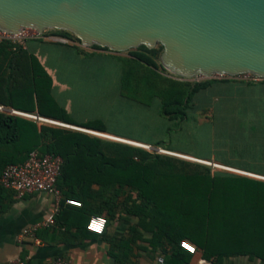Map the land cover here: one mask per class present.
Returning <instances> with one entry per match:
<instances>
[{
  "label": "trees",
  "instance_id": "16d2710c",
  "mask_svg": "<svg viewBox=\"0 0 264 264\" xmlns=\"http://www.w3.org/2000/svg\"><path fill=\"white\" fill-rule=\"evenodd\" d=\"M48 31L81 42L70 31ZM44 40V37L29 39L26 46L0 42V105L115 134L101 118L76 120L57 100L53 76L28 47L33 41ZM70 47L71 55H76L82 63L111 56L88 53L76 45ZM92 47L109 49L97 44ZM163 49L161 43L153 48L141 45L128 57H113L121 64L117 87L120 96L134 107L135 104L152 106L159 99L160 116L180 123L189 119V111L200 92L217 88L221 95L228 96L227 111H235L237 106L238 111L232 113L233 119L216 123L222 132L214 131L212 136L215 160L264 175V99L239 101L235 94V91L239 95L253 90L254 86L264 84V79L235 81L224 77L196 82L174 79L160 71L165 69L160 62ZM206 109L209 108L202 110ZM165 149L173 151L168 145ZM34 150L63 158L57 181L63 199L56 221L64 234L74 225L68 221L72 207L86 219L76 224L78 235L88 237L94 233L87 229L92 215H104L109 222L124 206L140 218L139 225L130 227L133 237L141 235L140 227L151 228L155 232L150 241L154 249L163 241L170 245L168 249L164 244L162 250L167 264H191L193 254L181 246L183 239L191 241L205 259L213 262L238 255L264 260V178L228 170L214 171L207 164L0 111V176L7 165L23 162ZM6 189L0 183V194ZM126 189L130 193L126 194ZM67 198L79 200L82 205H69ZM115 247L111 254L121 262L126 261L127 255L124 258L121 255L122 248L120 254L114 252Z\"/></svg>",
  "mask_w": 264,
  "mask_h": 264
},
{
  "label": "water",
  "instance_id": "95a60500",
  "mask_svg": "<svg viewBox=\"0 0 264 264\" xmlns=\"http://www.w3.org/2000/svg\"><path fill=\"white\" fill-rule=\"evenodd\" d=\"M25 27L67 30L112 51L161 43L162 65L185 79H264V0H0V29Z\"/></svg>",
  "mask_w": 264,
  "mask_h": 264
},
{
  "label": "crops",
  "instance_id": "0c3cea01",
  "mask_svg": "<svg viewBox=\"0 0 264 264\" xmlns=\"http://www.w3.org/2000/svg\"><path fill=\"white\" fill-rule=\"evenodd\" d=\"M45 41H47V38H45L44 42L33 41L28 45V47L32 50V52L36 53L39 56L41 61L53 76V92L57 100L63 106H65L71 116H73L78 121H88L91 119L100 118L99 116H97L81 120L73 115L69 108V105L67 104V102L71 101L72 97L70 95V92L68 91L71 90V87L68 83L69 80L67 79V73H70L71 71H67L64 68L71 65H82L81 63H78V59L74 55H71L69 50L65 49V47L61 45V47L63 48L62 51L64 49L65 50L64 52H62V56L58 55V57L60 56L62 59H58V57H56V60H58L57 64H60V70H56L54 74L48 68V65L45 62L46 59L44 58V60L42 57L46 56V54H52L53 56L54 53H57V50H60V46L57 44H48ZM48 60L47 62L53 61V59L50 61ZM87 76L88 81L90 82H95L99 78V76H96L94 74H87ZM79 77L82 78L81 75L76 74V78L78 79ZM261 87L264 88V85ZM261 87L259 86V88ZM0 106V111H6L11 114L25 116L23 114L25 112L14 109L10 106ZM6 108H10L11 110L7 111ZM46 121H51L55 124L59 123L54 119H46ZM66 125L112 139H114L115 137H119L107 132L82 128L79 126L77 127L69 124ZM108 128L112 132L115 131L112 130L110 126ZM130 141L133 144L138 143L137 141ZM160 149L163 152L179 155L181 157L200 160L191 155L182 154L165 148ZM214 164L226 167L229 170L233 171H236L237 169L216 162H214ZM247 172L257 175L250 176L264 178V175H260L250 171ZM127 192L129 191L126 189V194H128ZM131 194L135 196L134 192H132ZM54 206V197L49 193L36 192L25 197H17L15 191L6 189L3 194H0V262L23 258L27 259L30 264H47L55 257L62 256L67 259L70 264H158L157 258L160 255H165V253L162 251L164 244L168 249L170 248V245L165 241H163L162 245L157 247L156 249L153 248L150 241L154 239L155 232L151 228L140 227L141 235L136 238L133 237L130 232V227L139 225L140 218L139 216L128 212L126 207L124 206H121V208H119L118 210V213L116 214V217L111 219L107 223L106 229L103 234L90 233L88 237H81L80 235H78L76 224L79 223V221L85 222L86 219L84 216H80L79 212L74 209V207H72V210L68 215V221H70L71 224H74L71 225V230L69 232L65 234L62 233L61 231L63 230V228H61L59 222L57 221L55 225L39 227V225H41V223L51 213ZM31 227L39 228L35 233H30L27 235L22 234L25 229ZM60 228L62 230H60ZM40 233L42 234V236L40 235ZM36 238H39V240L37 241ZM122 241H125L124 245L118 247L120 242ZM113 245L116 246L114 250L115 253H120V250L122 248V252L124 253L120 254L123 256V258L125 257V255H127L126 261L121 262L115 257V255L111 254V251H113ZM127 246H130L131 249H127ZM190 263L264 264V260L256 257L252 258L248 255H238L213 262L205 259L202 251L197 250V252L193 254Z\"/></svg>",
  "mask_w": 264,
  "mask_h": 264
},
{
  "label": "rangeland",
  "instance_id": "374dc122",
  "mask_svg": "<svg viewBox=\"0 0 264 264\" xmlns=\"http://www.w3.org/2000/svg\"><path fill=\"white\" fill-rule=\"evenodd\" d=\"M43 37H48L47 41H45L46 43L60 46V50H57V53H54L53 56L52 54H46V56L42 57L46 59L45 62L48 68L54 74L56 70H60V64H57L58 60H56V57H58V55L62 56V52H64L65 49H71L72 52L73 49L70 46L76 45L88 53L101 52L111 55L102 60H99V57L98 59H90L87 60L86 63L78 61L82 66L71 65L64 68L67 71H71L67 73V79L71 87V90L68 91L72 97L71 101H69L70 103L67 102V104L73 115L81 120L99 116L107 123L108 127L110 126L112 130H115V134H111L122 138L113 137L114 139H112L88 131L85 132L110 141H118L136 146H138L137 143L133 144L130 140L145 143L149 145L150 148H148L149 146L141 147L154 153L171 155L179 159L207 164L213 167L214 171L228 170L236 172L214 164V162H219L215 160L216 151L213 147L214 138L212 136L214 135V131L222 132V127L220 126L219 128L216 123L226 122L229 118L233 119L232 113L238 111V106L235 108V111H227L225 101L228 99V96L221 95L222 93L220 94L217 88L215 89V87H212V89L203 90L198 94L195 103L189 111L190 116L188 120L180 123L169 122L159 114L161 104L159 99H155L152 106L135 104L134 107L129 100L123 98L118 93L117 85L121 74V64L116 62L113 57H128L130 56V52L135 48L125 51H112L111 49L96 50L92 46H85L82 42L72 40L60 34H51L48 30H45ZM25 45H27V42ZM61 45L65 47L63 51ZM52 59L53 61L47 62V60L50 61ZM58 59L62 58L59 56ZM160 71L174 79H185L172 74L166 68H161ZM76 74L81 75L82 78L79 77L77 79ZM87 74H94L99 76V78L95 82H90L88 81ZM242 75L243 76L235 77L216 75L212 78L200 79L199 81L215 80L224 77L229 79L232 78V80L235 81H244L246 79L244 76L245 74ZM188 80L196 82L193 79ZM263 85L264 84H259L256 87L254 86L253 90H245V92L243 91L242 94L239 95H237L235 91L237 99L239 101L247 98L264 99V88L261 87ZM259 86L261 88H259ZM204 107H208L209 109L203 111L202 109ZM217 108H220V111H217ZM40 121L44 122L43 120ZM50 124L58 125L55 123ZM166 145L171 146L175 152L188 154L206 161L201 162L159 150L160 148H165ZM152 147H157V149H153ZM209 156H211V158Z\"/></svg>",
  "mask_w": 264,
  "mask_h": 264
},
{
  "label": "built area",
  "instance_id": "2783aa9c",
  "mask_svg": "<svg viewBox=\"0 0 264 264\" xmlns=\"http://www.w3.org/2000/svg\"><path fill=\"white\" fill-rule=\"evenodd\" d=\"M45 32V31H44ZM44 32L25 27L19 33H11L0 29V42L8 41L11 43L24 44L33 38H40L44 36ZM46 38V37H44ZM48 38V37H47ZM245 74V80H260L261 78L251 73H241L235 76H243ZM224 76V75H222ZM230 76V75H227ZM232 76V77H235ZM1 109V106H0ZM25 116L36 118L33 114L23 113ZM150 148V147H148ZM161 151V149H159ZM63 165V158L60 155L54 153L41 154L38 150L32 151L26 160L20 163H13L7 165L0 176V183L7 189L15 191L17 197H25L29 194L36 192L49 193L54 197L55 206L47 218L39 225L52 226L56 223V217L61 210V202L63 194L57 186V181L61 175ZM238 173H245L241 170L236 169ZM249 175H254L247 173ZM66 203L74 206H81L82 203L79 200L73 198H67ZM108 223V219L104 215L94 214L90 217L87 223V229L96 234H103ZM39 227L27 228L22 234L27 235L35 233ZM37 241L39 238H36ZM181 246L194 254L197 252V247L188 239L181 241ZM158 264H167L165 257L160 255L157 258ZM0 264H30L27 259L18 258L14 260H8L0 262ZM47 264H70L67 259L62 256H57Z\"/></svg>",
  "mask_w": 264,
  "mask_h": 264
},
{
  "label": "bare ground",
  "instance_id": "6f19581e",
  "mask_svg": "<svg viewBox=\"0 0 264 264\" xmlns=\"http://www.w3.org/2000/svg\"><path fill=\"white\" fill-rule=\"evenodd\" d=\"M137 145L138 146H144V147H146L147 145H145V144H143V143H140V142H138L137 143ZM180 153V152H179ZM182 154H184V153H182ZM188 155V154H187ZM196 158V157H195ZM193 160H195V159H193ZM197 161H201V162H203V159H200V160H197Z\"/></svg>",
  "mask_w": 264,
  "mask_h": 264
}]
</instances>
